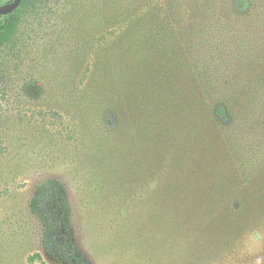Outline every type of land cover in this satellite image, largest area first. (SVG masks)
Wrapping results in <instances>:
<instances>
[{
	"label": "rangeland",
	"instance_id": "rangeland-1",
	"mask_svg": "<svg viewBox=\"0 0 264 264\" xmlns=\"http://www.w3.org/2000/svg\"><path fill=\"white\" fill-rule=\"evenodd\" d=\"M114 1L105 7L95 0L35 2L24 19L20 7L11 41L0 46V264H57L44 253L37 224L27 212L29 199L47 179L66 190L73 242L88 264H264V197L224 234H204L203 222L162 223L144 172L136 177L121 166L116 173L100 169L106 141L86 138L68 111L70 96L81 91L76 83L103 42L93 16L113 11ZM154 1L167 15L174 13L169 5L175 0ZM187 1L177 8L182 16L211 15L213 22L220 17L225 24L205 49L210 59L227 53L228 87L243 96L239 108L231 109L228 127L236 131L235 143L262 168L264 0L240 22L226 0H198L195 8L193 0ZM188 19H180L179 33H187ZM89 26L87 54L79 30L84 33ZM111 37L106 35V41ZM73 63L77 69L70 73ZM71 77L74 86H68ZM33 254L41 260L29 263Z\"/></svg>",
	"mask_w": 264,
	"mask_h": 264
},
{
	"label": "trees",
	"instance_id": "trees-1",
	"mask_svg": "<svg viewBox=\"0 0 264 264\" xmlns=\"http://www.w3.org/2000/svg\"><path fill=\"white\" fill-rule=\"evenodd\" d=\"M45 1L23 0L21 18L34 12L35 2ZM95 1H102L104 7L110 2ZM193 1L195 8L198 0ZM184 2L188 4L187 0L170 3L174 13L167 15L162 3L154 0H115L113 11L102 9L94 15L103 42L76 83L81 91L70 96L68 112L79 121L86 138L106 141L100 169L116 173L121 166L136 177L145 173L162 223L203 222L204 234H224L237 217L261 204L264 164L261 168L250 152L235 143L236 131L228 127L231 109L239 108L243 96L228 87L227 53L210 59L205 49L213 34L221 36L225 24L220 17L213 22L211 15L183 13L189 17L187 33H179L183 16L177 8ZM222 3L240 22L260 1ZM18 23V14L7 18L0 29V46L11 41ZM91 32L90 26L84 33L79 30L87 54ZM106 35L113 37L106 41ZM69 69L74 72L77 65ZM74 84L71 77L68 86ZM27 212L37 224L40 246L50 261L88 264L73 242L71 210L59 182H41ZM28 260L41 258L33 254Z\"/></svg>",
	"mask_w": 264,
	"mask_h": 264
},
{
	"label": "flooded vegetation",
	"instance_id": "flooded-vegetation-1",
	"mask_svg": "<svg viewBox=\"0 0 264 264\" xmlns=\"http://www.w3.org/2000/svg\"><path fill=\"white\" fill-rule=\"evenodd\" d=\"M22 1L23 0H21L20 3L18 4V6L14 10H12V12H10L9 14L0 15V29L3 28L4 24L7 22V18L9 16H11L12 14H16L17 15V12L19 11V9L21 7ZM13 2H14V0H0V7L8 5V4H11Z\"/></svg>",
	"mask_w": 264,
	"mask_h": 264
},
{
	"label": "water",
	"instance_id": "water-1",
	"mask_svg": "<svg viewBox=\"0 0 264 264\" xmlns=\"http://www.w3.org/2000/svg\"><path fill=\"white\" fill-rule=\"evenodd\" d=\"M21 0H14L13 3L0 7V15H7L14 10Z\"/></svg>",
	"mask_w": 264,
	"mask_h": 264
}]
</instances>
